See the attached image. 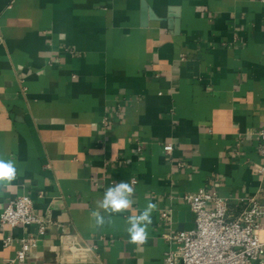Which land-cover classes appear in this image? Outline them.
I'll return each instance as SVG.
<instances>
[{
  "label": "crops",
  "instance_id": "0c3cea01",
  "mask_svg": "<svg viewBox=\"0 0 264 264\" xmlns=\"http://www.w3.org/2000/svg\"><path fill=\"white\" fill-rule=\"evenodd\" d=\"M263 127L264 3L0 0V158L17 168L0 214L27 196L48 221L0 225V264H164L167 236L196 226L186 195L216 193L232 216L264 203ZM119 182L133 204L97 227ZM149 203L147 241L130 243Z\"/></svg>",
  "mask_w": 264,
  "mask_h": 264
},
{
  "label": "built area",
  "instance_id": "2783aa9c",
  "mask_svg": "<svg viewBox=\"0 0 264 264\" xmlns=\"http://www.w3.org/2000/svg\"><path fill=\"white\" fill-rule=\"evenodd\" d=\"M264 3V0H257ZM260 153L264 156V127L259 133ZM173 145L165 151L172 152ZM264 180V168L260 170ZM195 215V229L168 235L176 248L167 252L164 264H254L264 256V203L257 197L247 199L237 215L230 213L231 201L216 193L201 190L184 197ZM34 202L23 196L12 201L0 214V225L12 228L38 226L41 233L48 221L34 212ZM165 218L169 214H164ZM30 243L23 241L18 260L24 262L30 253Z\"/></svg>",
  "mask_w": 264,
  "mask_h": 264
},
{
  "label": "clouds",
  "instance_id": "9594fccd",
  "mask_svg": "<svg viewBox=\"0 0 264 264\" xmlns=\"http://www.w3.org/2000/svg\"><path fill=\"white\" fill-rule=\"evenodd\" d=\"M16 162L0 158V186L6 187L16 178ZM134 189L130 182H119L109 187L101 200L97 202V208L103 209L108 214L106 221L105 215L100 211L94 210L91 216L95 220L97 227H102L106 222H110L111 215L123 212L129 209L133 204L132 196ZM156 205L149 203L139 215H131L127 218V233L130 237V243L143 244L148 238V227L152 224V212Z\"/></svg>",
  "mask_w": 264,
  "mask_h": 264
},
{
  "label": "water",
  "instance_id": "95a60500",
  "mask_svg": "<svg viewBox=\"0 0 264 264\" xmlns=\"http://www.w3.org/2000/svg\"><path fill=\"white\" fill-rule=\"evenodd\" d=\"M145 11H146V7H145Z\"/></svg>",
  "mask_w": 264,
  "mask_h": 264
}]
</instances>
